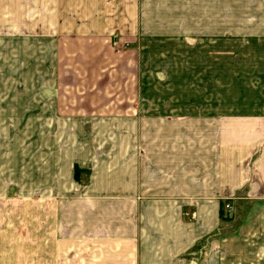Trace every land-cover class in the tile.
Masks as SVG:
<instances>
[{
    "label": "rangeland",
    "instance_id": "rangeland-1",
    "mask_svg": "<svg viewBox=\"0 0 264 264\" xmlns=\"http://www.w3.org/2000/svg\"><path fill=\"white\" fill-rule=\"evenodd\" d=\"M128 114L146 129L264 115V0H0V264H122L139 246L124 233L125 203L105 215L93 201L122 192ZM106 172L111 188L98 183ZM223 199L179 264H264V186ZM94 215L105 233L88 225Z\"/></svg>",
    "mask_w": 264,
    "mask_h": 264
},
{
    "label": "crops",
    "instance_id": "crops-1",
    "mask_svg": "<svg viewBox=\"0 0 264 264\" xmlns=\"http://www.w3.org/2000/svg\"><path fill=\"white\" fill-rule=\"evenodd\" d=\"M85 105L90 107L94 104L86 102ZM128 117L132 120L135 116L128 114ZM138 120L139 128L133 119L129 122L134 123L126 125L123 134L122 192L114 193L108 189L103 193L112 194L92 200L107 202L99 211L105 215L110 211V202L119 200L125 203L124 233L133 241L137 237L140 244L129 247L133 252L126 254L122 264H144L142 259L147 254L165 260L161 264H175L176 259V264H179L181 252L195 240L196 225L200 224L202 230L198 231L201 232L215 226L223 198L233 195L234 190L243 185L254 191L257 186H264V115L228 120L225 114L192 115L181 120L173 118L168 124L170 129H162L159 125L142 128L146 124L143 119ZM109 154L113 158L114 152ZM103 160L107 161H104L107 169L103 170L112 173L109 166L115 165L114 160L109 162V157ZM95 161L92 163L96 165L91 169L96 168L95 171L100 172L99 164L104 162ZM111 173L100 176L99 185L102 183L111 188L115 184L111 181ZM93 178L96 179L95 175ZM178 203L193 204L197 221L184 220ZM95 218L94 215L88 225L93 229L96 226L98 233H105L107 222L99 216L96 224ZM126 240L124 237L122 248L125 251L128 250ZM147 241L153 245L146 243L144 246ZM159 242L164 246L156 245ZM146 249L157 250L159 255ZM75 262L115 264L94 258L77 259Z\"/></svg>",
    "mask_w": 264,
    "mask_h": 264
},
{
    "label": "trees",
    "instance_id": "trees-1",
    "mask_svg": "<svg viewBox=\"0 0 264 264\" xmlns=\"http://www.w3.org/2000/svg\"><path fill=\"white\" fill-rule=\"evenodd\" d=\"M219 213H220V215H222V214H223V212H222V209H221V205H220V210H219Z\"/></svg>",
    "mask_w": 264,
    "mask_h": 264
}]
</instances>
